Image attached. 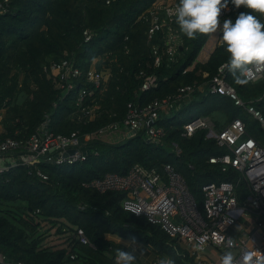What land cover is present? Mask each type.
I'll list each match as a JSON object with an SVG mask.
<instances>
[{
  "label": "trees",
  "instance_id": "16d2710c",
  "mask_svg": "<svg viewBox=\"0 0 264 264\" xmlns=\"http://www.w3.org/2000/svg\"><path fill=\"white\" fill-rule=\"evenodd\" d=\"M154 1L10 0L8 12L0 15V110L4 109L3 124L9 135L18 131L16 138L29 136L45 114L55 133H93L120 122L127 103L143 105L174 95L182 86L202 84L203 73L213 76L227 61L221 46L205 63H196L193 70L183 74L196 61L208 36L194 40L181 36L183 49L177 62L163 61L158 68L152 67L151 45L146 38L148 25L140 17ZM245 11L243 7H233L228 19L234 22ZM84 31L92 34L88 42H84ZM104 53L115 55L117 65L112 66L106 91L102 95L94 93L100 116L83 125L73 115L75 92L65 95L55 90L42 68L51 61L73 59L84 72L91 60ZM141 70L156 76L155 89L139 90L136 75ZM227 82L246 103L264 92V78L237 85L227 71ZM79 86L85 85L81 81ZM90 100L86 104H91ZM255 107L264 115V100ZM196 118L210 119L215 131L239 119L247 135L264 147L259 123L227 97L212 95L204 87L178 111L158 122L166 133L161 144L148 142L144 131H139L118 144L100 140L91 143L97 155H89L84 162L60 167L40 165L48 181L28 174L24 167H14L0 175V254L9 262L26 264H114L116 249H128L109 239L113 237L123 242L134 239L135 245L149 248L173 264L181 263L171 247L173 241L157 226L123 210L125 194H98L84 189L82 183L101 179L107 173L126 175L135 165L160 172L163 165L170 164L185 179L198 209L203 211V186L235 183L239 176L231 168L222 172L220 165L208 162L210 157L229 152L218 147L214 139L206 138L207 131H197L189 138L181 136L183 125ZM173 143L181 151L178 156L172 151ZM236 192L242 202L245 186L239 183ZM42 223L56 226L55 235L65 238L63 247H47L44 242L48 233L43 231ZM78 228L93 248L73 238ZM70 255H74L73 260Z\"/></svg>",
  "mask_w": 264,
  "mask_h": 264
},
{
  "label": "built area",
  "instance_id": "2783aa9c",
  "mask_svg": "<svg viewBox=\"0 0 264 264\" xmlns=\"http://www.w3.org/2000/svg\"><path fill=\"white\" fill-rule=\"evenodd\" d=\"M9 3L10 0H0V15L8 12ZM176 5L175 0H155L140 17L148 25L146 38L151 45L153 68H158L163 61L176 63L180 54L182 38L173 14ZM233 7L229 0L228 7L222 10L219 17L221 27ZM83 36L84 42L92 38L88 31H84ZM218 36L219 33L216 36H208L206 41L208 46H203L196 61L184 70L183 74L193 70L196 63L203 64L207 61L214 49L220 46ZM113 65H117L116 56L104 53L91 60L84 72L73 59L51 61L43 66L42 71L55 90L65 95L75 92L73 115L76 116L78 123L85 125L100 116L99 105L94 104V93L102 95L106 91L112 77ZM224 65L225 63L220 65L211 77L203 73L201 76L205 81L200 85L194 83L182 86L174 95L155 99L143 105L127 103L125 116L120 122L110 123L84 135L79 132H72L69 135L53 132L49 115L45 114L33 133L27 137L16 138L18 131H15L14 136L7 132L3 124L4 109H1L0 175L14 167H24L28 174L33 173L42 181H48V176L40 165L60 167L84 162L89 155H97V152L91 150V143L102 141V137L120 129L124 130L128 138L139 131H144L148 142L161 144L166 134L164 129L158 126L161 116L178 111L183 104L192 99L194 92H202L204 87H207L210 94L225 96L236 107L246 111L259 123L264 137V115L255 107L256 103L264 100V92L260 98L244 102L227 82V70ZM136 78L140 81L141 92L158 86L156 76L143 70L138 72ZM263 78L264 74H259L249 83H255ZM81 81L84 87L79 86ZM88 99H91V104H86ZM197 131H207L206 138L214 139L218 147L229 152L219 157H210L208 162L220 165L222 172H227L231 168L239 176L235 183L224 181L203 186V211L198 209L185 179L170 164L163 165L160 172L148 171L135 165L126 175L107 173L101 179L82 183V187L98 194L108 192L125 194L121 204L123 210L136 217H144L149 224L157 226L172 240L171 247L181 259L179 264H220V258L215 260L205 256L204 252L209 249L221 257L226 250L227 238L235 241L232 251L238 258L245 249L251 248L248 239L254 242V250L264 254V147L247 135L245 124L239 119L231 121L222 130L215 131L210 119L196 118L183 125L181 136L189 138ZM131 132L135 134L130 135ZM70 150L74 153L68 154ZM172 151L177 156L181 153L174 143ZM239 183L246 189L242 202L239 201L236 192ZM201 236L208 238L202 252L195 249L196 240ZM73 238L80 245L93 248L82 229H76ZM70 259L73 260L74 255H70ZM161 260L157 257L149 264H160ZM0 264L26 263L9 262L0 254Z\"/></svg>",
  "mask_w": 264,
  "mask_h": 264
},
{
  "label": "clouds",
  "instance_id": "9594fccd",
  "mask_svg": "<svg viewBox=\"0 0 264 264\" xmlns=\"http://www.w3.org/2000/svg\"><path fill=\"white\" fill-rule=\"evenodd\" d=\"M230 3L246 11L234 22L225 19L222 27L219 17L229 0H178L173 10L174 22L180 35L189 40L219 33L220 46L227 54L224 67L237 85H245L264 74V22L261 19L264 18V0H230ZM207 239L206 236L197 238L195 249L202 252ZM248 241L251 248L245 249L238 258L232 252L235 241L227 238L220 264H264V254L254 250V242ZM125 248L128 250L116 249L114 264H137L135 240L126 242ZM160 264H173V261L162 259Z\"/></svg>",
  "mask_w": 264,
  "mask_h": 264
},
{
  "label": "rangeland",
  "instance_id": "374dc122",
  "mask_svg": "<svg viewBox=\"0 0 264 264\" xmlns=\"http://www.w3.org/2000/svg\"><path fill=\"white\" fill-rule=\"evenodd\" d=\"M207 46H208V43H206L204 47H207ZM202 55H203V53L201 52L200 58H202ZM170 115H171V113L163 114L161 116V119L164 120L167 117H169ZM125 138H126V135H125L124 130L120 129L119 131H116V132H113L109 135H106V136L102 137L101 139L104 143L118 144V143L124 141ZM42 227H43V231L48 233V236L44 242L47 245V247L59 248V247L64 246V240H65L64 236L55 235L56 226L52 227V224H50V223H42ZM121 244L125 245V243H121ZM135 247H136V254H137L138 260L140 262L138 264H149L150 262L154 261L157 257L163 259L162 257L154 254L149 248H145V247H142L139 245H135ZM232 252L234 254V251H232ZM204 255L211 257L215 260H218L220 258L219 254H217L215 252H211L209 249L205 250Z\"/></svg>",
  "mask_w": 264,
  "mask_h": 264
},
{
  "label": "water",
  "instance_id": "95a60500",
  "mask_svg": "<svg viewBox=\"0 0 264 264\" xmlns=\"http://www.w3.org/2000/svg\"><path fill=\"white\" fill-rule=\"evenodd\" d=\"M179 51H182V47H179ZM133 134H135V133L134 132L130 133V135H133ZM73 153H74L73 150L68 151V154H73Z\"/></svg>",
  "mask_w": 264,
  "mask_h": 264
},
{
  "label": "crops",
  "instance_id": "0c3cea01",
  "mask_svg": "<svg viewBox=\"0 0 264 264\" xmlns=\"http://www.w3.org/2000/svg\"><path fill=\"white\" fill-rule=\"evenodd\" d=\"M109 239H111V240H113V241H115L117 243H126V242L120 241V240H118L116 238H113V237H109Z\"/></svg>",
  "mask_w": 264,
  "mask_h": 264
}]
</instances>
